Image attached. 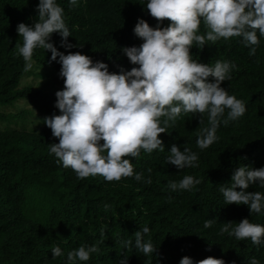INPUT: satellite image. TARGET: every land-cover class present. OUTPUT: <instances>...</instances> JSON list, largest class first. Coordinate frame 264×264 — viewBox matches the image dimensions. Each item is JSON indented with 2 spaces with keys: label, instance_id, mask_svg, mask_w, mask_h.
Here are the masks:
<instances>
[{
  "label": "trees",
  "instance_id": "obj_1",
  "mask_svg": "<svg viewBox=\"0 0 264 264\" xmlns=\"http://www.w3.org/2000/svg\"><path fill=\"white\" fill-rule=\"evenodd\" d=\"M38 3L0 0V107L24 100L41 115L38 129L0 128V264H67V253L81 245H95L99 251L76 264H120L125 257L128 264H179L185 256L192 258L193 264L208 257L222 259L225 264H249L255 257L264 264V242L257 246L250 238L238 240L220 232L225 222L235 226L244 218L264 226V208L250 215L247 205H227L220 191L222 184L230 187L235 168L264 167V37L257 32L260 43L255 55H249L250 47L238 37L221 38L214 44L208 41L202 49L193 43L190 55L194 61L213 67L218 60L235 64L230 79L221 87L246 106L243 116L227 124L225 110L216 131L218 140L207 149L198 148L197 139L210 127L208 114L182 112L160 134L163 151L149 154L141 149L139 157H125L134 173L143 174L140 181L128 177L109 182L100 175L79 179L50 154V144L59 141L43 121L46 116L60 114L55 107L59 90L54 86L64 84L59 76L61 65L49 62L51 52L37 47L32 61L49 68L43 75L49 80L35 87L19 83L26 72L17 49L23 45L17 25L38 20ZM56 3L62 7L71 33L68 42L78 46L66 50L60 46L61 36L53 33L51 42L58 51H79L93 62L106 63L110 73L138 67L121 49L143 43L133 31L138 18L150 27L157 26L146 10L148 0H77L76 6L69 0ZM169 23L164 21L162 27ZM205 32L202 21L198 34ZM208 81L214 82V78ZM16 116L0 115V121ZM173 144L181 151L187 147L196 153L197 166L178 170L168 164ZM186 175L201 183L189 190L170 188V182L178 183ZM149 177L151 184L146 182ZM247 191L264 194V187L256 183ZM209 219L214 223L205 228ZM144 227L149 228L144 241L154 247L147 256L135 246L134 233ZM129 240L131 245L126 243ZM55 246L63 255L53 259Z\"/></svg>",
  "mask_w": 264,
  "mask_h": 264
},
{
  "label": "clouds",
  "instance_id": "obj_2",
  "mask_svg": "<svg viewBox=\"0 0 264 264\" xmlns=\"http://www.w3.org/2000/svg\"><path fill=\"white\" fill-rule=\"evenodd\" d=\"M69 2L77 5V0ZM146 10L158 22L157 26L150 27L144 19L138 18L133 31L143 43L139 47L121 49L130 63L138 67L129 71L122 69L120 73H110L106 63L93 62L79 51L67 54L58 51L51 42L53 33L61 36L60 46L66 50L78 46L68 42L71 33L56 0H39L38 20L32 25H17L18 35L23 40V45H17V49L25 61V72L33 67V51L37 47L51 52L49 62L61 65L59 76L64 79V88L55 93V107L60 114L46 116L43 121L59 141L50 144V154H54L64 168H71L79 179L100 175L109 182L128 177L140 181L143 174L134 173L131 161L125 157H139L141 149L149 154L156 149L163 151L160 134L165 133L182 112L208 114L210 127L203 129L197 139L198 148L203 150L218 140L216 131L226 109L225 124L246 111L242 100L221 87L222 82L230 79L229 73L235 64L218 60L214 67L209 66L194 61L190 49L194 42L202 49L208 41L214 44L221 38L238 37L250 47L249 55H255L260 43L257 32L264 37V0H148ZM166 20L170 23L162 27ZM202 21L206 32L198 34ZM209 77H213L214 82H209ZM161 117L166 119L161 121ZM202 122L200 119L199 123ZM169 152L167 163L178 170L197 166L198 156L191 149L185 147L181 151L173 144ZM146 182L151 184V178ZM199 183L200 180L186 175L178 183L170 182L169 186L174 191L189 190ZM256 183L264 187V167L235 168L230 187L220 185L225 203L247 205L250 215L261 213L264 194L247 191ZM213 223L214 219H209L204 227L209 228ZM148 232L149 228L144 227L134 233L136 248L146 256L154 252L152 243L143 238ZM220 232L238 240L250 238L257 246L264 242V226L250 223L248 218L235 226L231 221L225 222ZM126 243L131 245L132 241ZM98 251L95 245H81L67 253V264L88 261L90 254ZM62 255L59 246L52 248L53 259ZM120 264H128V258H123ZM179 264H193V260L185 256ZM196 264L225 262L208 257ZM249 264L260 262L253 257Z\"/></svg>",
  "mask_w": 264,
  "mask_h": 264
},
{
  "label": "rangeland",
  "instance_id": "obj_3",
  "mask_svg": "<svg viewBox=\"0 0 264 264\" xmlns=\"http://www.w3.org/2000/svg\"><path fill=\"white\" fill-rule=\"evenodd\" d=\"M33 62V61H32ZM49 68L41 66L33 62V67L30 71L26 72L20 79V85L31 84L32 86H39L44 84L49 77H43L46 73H49ZM56 90H63L64 84L54 86ZM12 114L17 115L16 119L13 117L11 120L0 121V128L8 126L10 128L20 129H38L40 122V113L29 106L24 100H17L16 102L8 105L7 107H0V115Z\"/></svg>",
  "mask_w": 264,
  "mask_h": 264
}]
</instances>
